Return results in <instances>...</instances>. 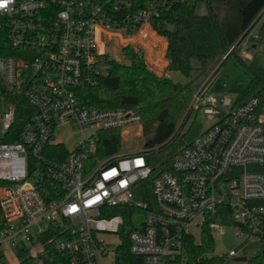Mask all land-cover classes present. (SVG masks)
I'll list each match as a JSON object with an SVG mask.
<instances>
[{
  "label": "built area",
  "instance_id": "obj_1",
  "mask_svg": "<svg viewBox=\"0 0 264 264\" xmlns=\"http://www.w3.org/2000/svg\"><path fill=\"white\" fill-rule=\"evenodd\" d=\"M157 1L164 6L165 0ZM123 13L122 2L106 8L100 0H0V256L12 251L20 261L27 251L46 260L52 248L59 264H104L109 251L101 236L118 237V247L123 243L124 215L113 214L118 208L137 226L128 234L126 264H170L185 237L195 239L196 229L202 234L206 218L222 207L229 208L231 221L209 223L214 236L228 227L245 240L264 236V113L258 97L237 104L215 95L211 74L194 91L177 133L195 111L215 123L157 176L150 160L157 148L123 150L125 133L143 131L140 113L82 102L79 91L107 75L102 34L123 30L138 36L132 41L147 40L162 24L151 1ZM248 37L256 43L262 38L250 27L222 63ZM134 43L126 47L146 58L143 44ZM65 126L82 134L72 150L55 139ZM112 131L121 135L120 150L108 149ZM215 255L238 258L235 249Z\"/></svg>",
  "mask_w": 264,
  "mask_h": 264
},
{
  "label": "trees",
  "instance_id": "obj_2",
  "mask_svg": "<svg viewBox=\"0 0 264 264\" xmlns=\"http://www.w3.org/2000/svg\"><path fill=\"white\" fill-rule=\"evenodd\" d=\"M150 1L161 12L162 24L157 28V33L167 41L168 69L178 70L188 78L195 69V60L204 64L221 60L240 37L255 25L264 8V0H165L163 7H160L157 0H100V3L106 8H112L122 2L123 14H128L145 8ZM199 4L206 6V14L198 13ZM260 35L264 42V25ZM132 49H123L127 64L119 63L104 54L107 75L98 85L82 88L79 93L87 106L119 108L142 115L145 131L154 128L153 138L147 139L144 146L157 148L150 156L154 175L157 176L170 169L171 160L186 145L185 134L177 133V129L194 91L190 85L174 83L166 76H157L146 66L144 58ZM240 61L250 75V83L244 95L236 98V103L258 97L261 101L260 112L264 113V67L249 64L242 59ZM24 107L28 105L25 103L23 108L18 109L19 125L24 121ZM106 136L109 151L121 149L119 132H108ZM118 213L124 215L125 226L121 232L123 243L115 255L118 264H126L131 261L128 234L137 226L127 212L119 208L113 210V214ZM137 213L143 214L141 211ZM223 221L227 224L231 221L227 207L220 208L218 215L206 218L200 242L197 243L192 236H186L181 254L170 264H223L225 258L215 255V237L209 227L211 222ZM261 242L262 252L250 258L247 264H264V236ZM48 252L50 256L41 260L22 251L18 264H59L62 258L52 248ZM0 264L10 262L5 256H0Z\"/></svg>",
  "mask_w": 264,
  "mask_h": 264
},
{
  "label": "rangeland",
  "instance_id": "obj_3",
  "mask_svg": "<svg viewBox=\"0 0 264 264\" xmlns=\"http://www.w3.org/2000/svg\"><path fill=\"white\" fill-rule=\"evenodd\" d=\"M197 11L199 14L204 15L207 13V8L204 4H199ZM263 25L264 14H261L253 26V31L260 33ZM158 36H155L154 38L149 37L147 40L143 38V42L141 37L137 39L138 41H132V39H135L138 36L128 35V33L123 30L106 32L100 37V43L102 44L101 51L108 54L110 58L115 59L117 62L127 64L128 59L125 57L123 49L127 44L132 45L134 42L136 44L141 43L145 48L146 58H144V61L146 66L151 71L156 73L157 76L163 77L169 74L174 83L190 85L193 88V91H196L200 85H202L211 76V74H214L209 84L210 92L215 95H227L232 98H237L241 95L243 96L250 83V75L247 73L245 66L240 61L241 59L249 64L254 63L258 67H264V42L261 41V43H256L252 37H248L247 39L244 38L236 46L233 53L223 64L222 58L221 60L208 61L206 64L202 61L195 60V69L188 78L183 76L178 70L168 69L169 63L167 61V44L164 43V40L160 39ZM135 43L133 46H135ZM254 44L257 45V48H253ZM129 47L130 46H127L126 48ZM149 47L151 50H149ZM132 50L135 51V47H133ZM183 118L181 119V122L183 121ZM214 123V118H209L204 115L202 111H195L185 120V122H183L179 133L185 134L186 143H190L202 132L210 128ZM142 127V132L136 129L130 135H126L127 133H125V140L122 145L124 151L134 152L141 150L144 147L145 141L153 138L154 128L147 132L145 131L144 123L142 124ZM81 136L82 134L80 132L75 129H71L68 126L61 127L55 131V139L62 142L66 146L67 150H72L76 143L80 140ZM234 233L235 229L228 227L225 235L214 236L216 254L224 256L229 251L235 249L238 252V257H246L249 260L262 252V242L260 238L255 237L252 240H245V238L235 237ZM195 236L197 238H195V240L198 242V239L201 238V232L199 229H196ZM101 238H103L106 242V249L109 251V257L105 260L104 264H115V251L119 245L118 237L113 235H102ZM6 254L10 264L19 263V259L15 257L12 251H7ZM247 263L248 261H236V257H229L225 259L223 264Z\"/></svg>",
  "mask_w": 264,
  "mask_h": 264
},
{
  "label": "water",
  "instance_id": "obj_4",
  "mask_svg": "<svg viewBox=\"0 0 264 264\" xmlns=\"http://www.w3.org/2000/svg\"><path fill=\"white\" fill-rule=\"evenodd\" d=\"M38 257L42 258L43 256L39 255ZM236 261H248V258H246V257H238V258H236Z\"/></svg>",
  "mask_w": 264,
  "mask_h": 264
},
{
  "label": "crops",
  "instance_id": "obj_5",
  "mask_svg": "<svg viewBox=\"0 0 264 264\" xmlns=\"http://www.w3.org/2000/svg\"><path fill=\"white\" fill-rule=\"evenodd\" d=\"M156 36H158V35H156ZM160 39H163L164 40V43H166L167 44V41H166V38H164V37H161V36H158ZM166 44H165V46H166ZM168 61V63H169V60H167Z\"/></svg>",
  "mask_w": 264,
  "mask_h": 264
},
{
  "label": "bare ground",
  "instance_id": "obj_6",
  "mask_svg": "<svg viewBox=\"0 0 264 264\" xmlns=\"http://www.w3.org/2000/svg\"><path fill=\"white\" fill-rule=\"evenodd\" d=\"M149 53H151V52H149Z\"/></svg>",
  "mask_w": 264,
  "mask_h": 264
}]
</instances>
